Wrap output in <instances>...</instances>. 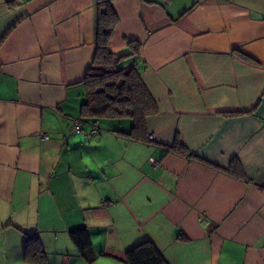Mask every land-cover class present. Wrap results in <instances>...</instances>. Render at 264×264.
<instances>
[{"label": "crops", "instance_id": "crops-1", "mask_svg": "<svg viewBox=\"0 0 264 264\" xmlns=\"http://www.w3.org/2000/svg\"><path fill=\"white\" fill-rule=\"evenodd\" d=\"M110 2L109 49L140 43L158 104L147 142L129 119L79 115L96 0H0V264H39L26 235L40 264H125L146 240L167 264H264V0ZM82 227L92 262L69 235Z\"/></svg>", "mask_w": 264, "mask_h": 264}, {"label": "trees", "instance_id": "trees-1", "mask_svg": "<svg viewBox=\"0 0 264 264\" xmlns=\"http://www.w3.org/2000/svg\"><path fill=\"white\" fill-rule=\"evenodd\" d=\"M196 2L197 0H194L193 5ZM95 9L96 51L83 79L84 100L79 107V115L85 120L129 119L131 126L124 134L133 140L147 142L149 140L146 118L157 114L159 108L142 79V73L147 69V65L138 56L140 43L129 40L125 50L112 52L108 43L118 16L110 0H96ZM234 52L245 61L256 62L245 53L236 49ZM126 58H130V64H120ZM167 150L188 158L197 157L178 139H175L171 146H167ZM226 171L236 178L248 180L242 165L236 158L231 160ZM69 235L80 255L88 262H92L96 255L92 253L89 231L82 227L71 230ZM179 238L184 236L179 235ZM24 256L30 262L44 263L45 254L36 235H26ZM123 262L125 264H167L149 240L127 249Z\"/></svg>", "mask_w": 264, "mask_h": 264}, {"label": "built area", "instance_id": "built-area-1", "mask_svg": "<svg viewBox=\"0 0 264 264\" xmlns=\"http://www.w3.org/2000/svg\"><path fill=\"white\" fill-rule=\"evenodd\" d=\"M96 121H94L92 123V127L95 129L96 128ZM81 121L79 119H74L73 120V125H72V130L75 131V132H79L81 130ZM41 137L46 139L47 138V135L46 134H41ZM149 138H153V136H149ZM155 162V161H154Z\"/></svg>", "mask_w": 264, "mask_h": 264}, {"label": "rangeland", "instance_id": "rangeland-1", "mask_svg": "<svg viewBox=\"0 0 264 264\" xmlns=\"http://www.w3.org/2000/svg\"><path fill=\"white\" fill-rule=\"evenodd\" d=\"M171 1H172V5L174 6L175 4V7L178 9V8H181V6L184 5L186 1H189V0H171Z\"/></svg>", "mask_w": 264, "mask_h": 264}]
</instances>
